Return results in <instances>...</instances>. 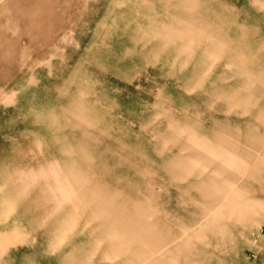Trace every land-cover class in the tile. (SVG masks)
Masks as SVG:
<instances>
[{
	"label": "rangeland",
	"instance_id": "374dc122",
	"mask_svg": "<svg viewBox=\"0 0 264 264\" xmlns=\"http://www.w3.org/2000/svg\"><path fill=\"white\" fill-rule=\"evenodd\" d=\"M100 202L148 224V258L117 251ZM262 244L264 0H0V264Z\"/></svg>",
	"mask_w": 264,
	"mask_h": 264
},
{
	"label": "crops",
	"instance_id": "0c3cea01",
	"mask_svg": "<svg viewBox=\"0 0 264 264\" xmlns=\"http://www.w3.org/2000/svg\"><path fill=\"white\" fill-rule=\"evenodd\" d=\"M223 169V168H222ZM206 195L210 196L215 202H221L223 197L216 190L206 192ZM98 214L103 218H112L111 237L114 240L115 248L118 252H128L132 246H135L134 254L137 257L148 258L158 243L153 241L149 234V227L142 220L131 221L123 219L119 214L114 215V212L104 206L101 202L98 205ZM106 207V208H105ZM230 207V205H229ZM232 208V207H231ZM106 209V210H105ZM123 222L122 231L117 230L116 226L119 222ZM259 252L254 258L247 259L244 264H264V244L259 247ZM154 264H159L157 261Z\"/></svg>",
	"mask_w": 264,
	"mask_h": 264
}]
</instances>
